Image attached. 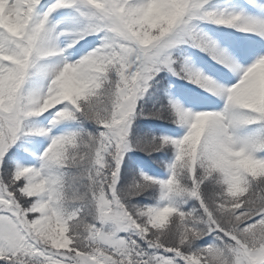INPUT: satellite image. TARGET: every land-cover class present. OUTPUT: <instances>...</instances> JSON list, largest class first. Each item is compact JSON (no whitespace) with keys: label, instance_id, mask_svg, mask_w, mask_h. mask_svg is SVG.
Returning <instances> with one entry per match:
<instances>
[{"label":"snow or ice","instance_id":"snow-or-ice-1","mask_svg":"<svg viewBox=\"0 0 264 264\" xmlns=\"http://www.w3.org/2000/svg\"><path fill=\"white\" fill-rule=\"evenodd\" d=\"M0 264H264V0H0Z\"/></svg>","mask_w":264,"mask_h":264}]
</instances>
